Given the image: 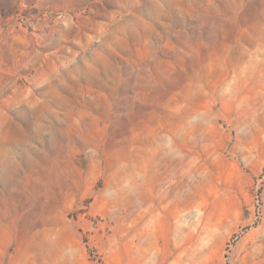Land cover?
<instances>
[{"label":"rangeland","instance_id":"374dc122","mask_svg":"<svg viewBox=\"0 0 264 264\" xmlns=\"http://www.w3.org/2000/svg\"><path fill=\"white\" fill-rule=\"evenodd\" d=\"M0 264H264V0H0Z\"/></svg>","mask_w":264,"mask_h":264}]
</instances>
